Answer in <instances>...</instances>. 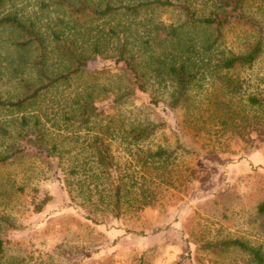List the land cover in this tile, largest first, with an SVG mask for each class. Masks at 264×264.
I'll use <instances>...</instances> for the list:
<instances>
[{
    "label": "trees",
    "instance_id": "1",
    "mask_svg": "<svg viewBox=\"0 0 264 264\" xmlns=\"http://www.w3.org/2000/svg\"><path fill=\"white\" fill-rule=\"evenodd\" d=\"M14 1L0 0V29L12 32L5 40L7 48L27 62V71L16 79L18 95L4 99L0 94V110L18 116L13 134L0 124L1 133L12 137L0 151V165L22 153L24 143L64 159L66 191L93 222L108 215H135L167 191L184 188L195 171L182 168L179 151L198 156L227 152V139L246 142L250 132L264 134V95L246 93L236 74L264 53V0H204L201 7L195 0H52L59 12L53 25L5 11ZM168 9L178 15L176 24L162 19ZM95 22L102 24L93 31ZM241 29L244 41L236 49L227 47V32ZM97 56L112 60L118 71H107L105 77L102 70L90 71L89 63ZM151 75L162 77L167 104L179 112L181 134L175 145L165 138L164 144L154 141L163 122L139 118L127 124L103 123L98 118L96 100L102 93L112 92L119 107L137 91L145 92ZM78 80L81 85L73 90L76 99L67 118L90 134L89 152L82 159L77 151L52 141L45 121L54 115L55 102L42 105ZM118 138L129 150L128 161L115 155ZM47 200L35 205L37 212ZM257 212L264 213V197ZM3 244L0 240V255ZM198 248L210 255L235 252L264 264L262 246L239 237L207 239Z\"/></svg>",
    "mask_w": 264,
    "mask_h": 264
},
{
    "label": "rangeland",
    "instance_id": "2",
    "mask_svg": "<svg viewBox=\"0 0 264 264\" xmlns=\"http://www.w3.org/2000/svg\"><path fill=\"white\" fill-rule=\"evenodd\" d=\"M40 1L48 6L43 7ZM195 1L198 7L204 4V0ZM52 2L15 0L4 10L19 11L53 25L59 12ZM161 17L167 24H176L178 15L168 9ZM100 24L95 22L93 31ZM242 31L227 32L226 46H240L246 35ZM11 37L12 32L0 29V94L4 99L18 95L16 79L27 71V62L7 48L5 40ZM89 69L102 70V77L107 71H118L112 60L100 56L90 61ZM236 72L246 93L264 95V53L251 68ZM160 80L161 76L151 75L147 90L137 91L119 107L112 92L105 91L96 100L98 118L103 123L119 120L127 124L139 118L163 122L154 141L164 144L165 138L175 145L181 134L179 112L167 104L166 88ZM94 81L98 83V79ZM79 82L47 97L42 105L50 107L55 102L54 115L44 119L52 141L77 151L82 159L89 152L90 134L87 129L78 130L67 118ZM16 118V114L7 116L0 110V124L12 134ZM185 139L188 142L189 136ZM247 139H227V152L198 156L179 151L182 168L195 171L184 188L167 191L162 200L135 215H108L98 223L88 219L85 209L70 199L61 168L64 159L24 143L22 153L0 165V240L4 243L0 264H254L243 254L210 255L198 248L207 239L239 237L264 250V213L257 212L264 197V134L253 131ZM11 141L12 137L0 131V151ZM113 148L120 161L130 160L121 139L114 141ZM45 197L47 202L37 212L35 205Z\"/></svg>",
    "mask_w": 264,
    "mask_h": 264
}]
</instances>
